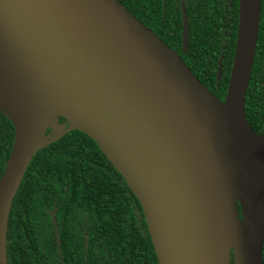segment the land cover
I'll list each match as a JSON object with an SVG mask.
<instances>
[{
	"label": "water",
	"instance_id": "water-1",
	"mask_svg": "<svg viewBox=\"0 0 264 264\" xmlns=\"http://www.w3.org/2000/svg\"><path fill=\"white\" fill-rule=\"evenodd\" d=\"M260 18L261 0H239L220 100L119 0H0V113L14 126L0 178V264L29 164L75 130L139 200L159 264H264V135L245 108ZM182 19L186 51L184 5Z\"/></svg>",
	"mask_w": 264,
	"mask_h": 264
},
{
	"label": "trees",
	"instance_id": "trees-1",
	"mask_svg": "<svg viewBox=\"0 0 264 264\" xmlns=\"http://www.w3.org/2000/svg\"><path fill=\"white\" fill-rule=\"evenodd\" d=\"M137 19L154 31L168 46L175 50L194 75L220 100H224L233 65L239 24V0H119ZM182 5L188 15L189 41L183 50ZM221 64L222 76L218 81ZM246 116L254 127L264 132V0H261V18L256 54L251 80L246 95ZM61 120H63L61 118ZM252 123V122H251ZM264 135V134H263ZM14 141L12 122L0 113V178L9 159ZM73 173H70L69 167ZM66 170L67 177L82 179L73 184V195L104 196L118 194V183L123 179L108 161L97 143L80 131L67 134L60 141L36 154L15 199V211L33 200L29 194L37 193L41 179L53 177ZM127 187V185H126ZM128 188V187H127ZM31 197V198H30ZM34 201V200H33ZM133 212L122 218H108L106 241L122 242L121 227H130ZM124 222V223H123ZM140 236H142L140 234ZM143 237V236H142ZM149 246L152 247L149 238ZM117 247V246H116ZM264 263V248H263Z\"/></svg>",
	"mask_w": 264,
	"mask_h": 264
},
{
	"label": "flooded vegetation",
	"instance_id": "flooded-vegetation-1",
	"mask_svg": "<svg viewBox=\"0 0 264 264\" xmlns=\"http://www.w3.org/2000/svg\"><path fill=\"white\" fill-rule=\"evenodd\" d=\"M61 118L58 123L67 124ZM251 122L248 123L254 132L263 135L252 125V119ZM50 133L48 128L46 135ZM69 169L73 173L71 166ZM65 171L41 179L38 192L27 195H34V201L30 199L15 211L17 216L10 226L25 173L9 218L8 264H159L153 243L151 248L148 243L151 237L140 202L124 179L113 178L119 185L116 195L104 196L99 192L76 196L72 193L73 184L82 179L67 177ZM130 212L135 217L131 226L119 229L123 241H106L107 219L122 218Z\"/></svg>",
	"mask_w": 264,
	"mask_h": 264
}]
</instances>
